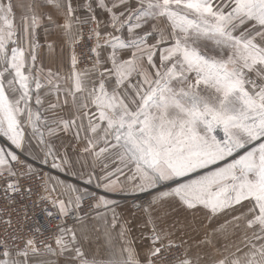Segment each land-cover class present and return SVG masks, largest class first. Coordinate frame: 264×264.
<instances>
[{
    "label": "snow or ice",
    "instance_id": "6c2138e0",
    "mask_svg": "<svg viewBox=\"0 0 264 264\" xmlns=\"http://www.w3.org/2000/svg\"><path fill=\"white\" fill-rule=\"evenodd\" d=\"M0 264H264V0H0Z\"/></svg>",
    "mask_w": 264,
    "mask_h": 264
},
{
    "label": "crops",
    "instance_id": "0c3cea01",
    "mask_svg": "<svg viewBox=\"0 0 264 264\" xmlns=\"http://www.w3.org/2000/svg\"><path fill=\"white\" fill-rule=\"evenodd\" d=\"M53 39H55V36H50V37H49V40H53ZM42 40H43V36H42ZM45 170H46V171H49V169H47V168H46ZM51 171H52V174H53V175H60V177H61L62 179L68 180V181L71 182V183H78V182H79L78 179L75 178V177L65 176V175L62 174V173H57L55 170H51ZM91 188H92V190H96L94 185L91 186ZM112 198H118V197H112Z\"/></svg>",
    "mask_w": 264,
    "mask_h": 264
},
{
    "label": "built area",
    "instance_id": "2783aa9c",
    "mask_svg": "<svg viewBox=\"0 0 264 264\" xmlns=\"http://www.w3.org/2000/svg\"><path fill=\"white\" fill-rule=\"evenodd\" d=\"M35 219L38 220L41 223L45 222L44 215L42 213H38L37 216L35 217ZM52 223L54 224L55 221H53Z\"/></svg>",
    "mask_w": 264,
    "mask_h": 264
}]
</instances>
